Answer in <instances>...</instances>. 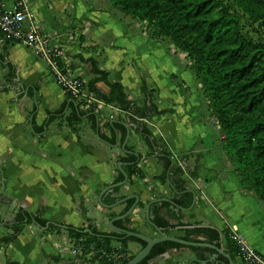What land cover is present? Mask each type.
Here are the masks:
<instances>
[{
	"label": "crops",
	"instance_id": "1",
	"mask_svg": "<svg viewBox=\"0 0 264 264\" xmlns=\"http://www.w3.org/2000/svg\"><path fill=\"white\" fill-rule=\"evenodd\" d=\"M3 1L6 7H11L9 0ZM26 3L39 29L64 50L66 66L86 84L94 77L90 62L94 60L108 74L106 79L95 83L100 92L107 93L111 83L118 81L127 98L141 105L144 102L141 81L151 90L160 113L145 123L157 144L165 146L173 160L181 162L179 165L184 164V186L196 195L192 208L170 204L160 209L159 215L169 224H176L177 216H181L184 223L197 222L219 231L234 230L264 255V204L253 190L242 187L223 147L210 102L185 53L167 37L152 38L146 20L120 11L109 0H26ZM0 50L7 53V60L15 67V80L22 89L37 86L31 97L28 93L19 97L22 91L16 88L0 92L4 200H15L18 207L38 212L54 223L81 228L91 222L100 232L113 231L108 224L110 216L120 214L125 202L107 208L97 198L118 176V158L124 155L122 145L110 146L102 141L85 119L72 127L58 118L48 122L46 111L57 110L67 94L58 86L44 60L29 47L8 41L0 34ZM6 73L7 69L0 65V86L5 84ZM34 106V121L37 127H44L43 137L32 133V116L28 117V113ZM100 109V125L124 117V112L114 104L102 105ZM68 112L67 109L65 115ZM109 115L113 119H108ZM129 130L126 145L140 154L137 166L143 175H132L130 181L109 194L116 198L136 195L138 205L129 214L126 225L146 236L158 237L146 220V207L151 201L173 202L178 196L168 182L157 179L163 171L158 154L149 150L134 126ZM104 131L110 136L109 130ZM116 135L119 137L120 133ZM6 211L7 206L0 204V238L10 232ZM180 234L177 230L171 233ZM71 238L62 228L43 230L33 223L25 224L12 241L0 242V264H98L91 259L59 254V246ZM219 242L213 245L221 247L224 255L200 246L170 248L152 263L229 264L228 256L230 264H242L222 235ZM126 246L130 255L141 249L135 241H128Z\"/></svg>",
	"mask_w": 264,
	"mask_h": 264
},
{
	"label": "trees",
	"instance_id": "2",
	"mask_svg": "<svg viewBox=\"0 0 264 264\" xmlns=\"http://www.w3.org/2000/svg\"><path fill=\"white\" fill-rule=\"evenodd\" d=\"M120 11L137 16L147 21L149 34L152 38L167 37L175 47L183 51L190 59L197 77L200 79L206 96L210 102L214 115L222 134V144L233 162L235 172L240 179L242 187L253 190L264 204V41L255 39L243 31V27L235 14V9L247 15L248 20L258 23L264 28V0H109ZM91 78L87 84L98 98L108 104L118 106L123 112V118L113 119L100 125L98 114L91 110H83L72 98H67L57 110L46 111L48 122L58 118L64 120L72 127L83 119L90 123L91 128L98 137L110 146L122 145L126 136L123 123L128 122L134 126L135 131L145 141L150 151L156 152L163 163V171L157 176L161 182H168L178 198L173 202L181 209L190 207L193 193L184 186V164L179 165L173 160L165 146L157 144L145 120L160 113L153 102V95L144 80L140 83V91L144 102L138 105L129 100L122 85L118 81L111 83L107 93L100 92L95 83L107 78V72L100 70L94 60ZM0 65L7 69L4 76L5 84L0 86V92L15 88L16 69L7 60V53L0 50ZM36 85L28 86L27 93L33 96ZM22 92L19 97L22 96ZM69 112L65 115V111ZM36 106L33 107L28 117L32 116V133L43 137L44 127H37L34 121ZM104 129L110 131V136ZM120 136L117 137L116 133ZM159 148V150L157 149ZM124 155L118 162L124 163L123 169L130 181L132 175L142 176L137 163L140 154H134L132 146L124 145ZM194 176L195 172L191 171ZM122 174L113 183L121 181ZM119 187H115L111 193ZM110 193V194H111ZM110 194L102 196V202L110 205L121 198L111 197ZM134 199L125 201V208L118 215L124 214L133 204ZM169 200H155L149 202L150 221L162 232L171 235L174 230L180 231L177 237L193 242L205 241L220 244L221 235L226 242L235 248L230 240L229 231H219L212 226L199 225V223H184L181 216H177L176 224H169L160 215V209L169 207ZM118 215H111L110 219ZM129 217L114 221L118 228L133 230L126 224ZM33 223L38 227L49 226L46 230L60 231L61 227L41 217L38 212L32 213L21 207L16 208L12 222L6 223L10 232L0 238L1 243H9L21 231L25 224ZM65 225V224H61ZM64 230L69 236L77 238L84 236L87 242L94 243L97 247L110 248L114 242L127 249L128 241H135L140 247L145 242L134 237H125L117 231L100 232L91 222L86 227L65 225ZM89 233H84V229ZM185 247L172 241H162L155 244L148 255L138 264H153V259L163 254L170 248ZM196 249L198 247H190ZM119 262L123 264L129 260ZM98 264H110L103 259L95 260Z\"/></svg>",
	"mask_w": 264,
	"mask_h": 264
},
{
	"label": "built area",
	"instance_id": "3",
	"mask_svg": "<svg viewBox=\"0 0 264 264\" xmlns=\"http://www.w3.org/2000/svg\"><path fill=\"white\" fill-rule=\"evenodd\" d=\"M9 1L12 4L8 8L4 1L0 0L2 37L29 47L36 56L44 60L58 86L79 104L80 108L96 112L99 116L100 107L108 103L98 98L79 76L69 70L64 50L39 29L26 0ZM108 119H113V116L109 115ZM229 237L242 264H264V255L250 246L236 231L230 230ZM58 252L63 257L103 259L110 264L123 262L130 255L120 244H113L110 248L97 247L94 243L87 242L84 236L69 239L66 244L59 246Z\"/></svg>",
	"mask_w": 264,
	"mask_h": 264
},
{
	"label": "water",
	"instance_id": "4",
	"mask_svg": "<svg viewBox=\"0 0 264 264\" xmlns=\"http://www.w3.org/2000/svg\"><path fill=\"white\" fill-rule=\"evenodd\" d=\"M15 88L18 91H22L23 94L27 93V89L26 88L22 89V87L20 86L19 83H18V85ZM111 121H113V120H111ZM123 125L126 128V136H125L124 142H123V144L121 146L122 149L124 148V145L126 144V142L128 140V137H129V133H130L129 127L133 126L132 124H130L128 122H124ZM157 149L159 150V148H157ZM134 154H136V153H134ZM123 165H124L123 162H121V161L117 162V168H118L119 172L122 174L123 179L121 181H118V182H115V183H111V184L105 186L104 189L98 194V198H97L99 204L101 206H104V207H107V208L114 207L116 205H119V204L127 201L128 199L134 198L133 204L129 207V209L124 214L118 215L116 217L111 218L109 220V223H108L109 227L112 230L120 232V233H123L125 237H134V238L142 240V241H144L146 243L144 247H142L136 254L132 255V257L129 260H127L125 263H123V264H138L141 260H143L148 255V253L150 252V250L152 249V247L155 244H157L159 242H162V241H172V242L178 243L180 245H183L185 247H193V246L207 247V248H211V249L215 250L217 253H221V254L224 255V251L221 249V247H217V246H215V245H213L211 243H208V242H193V241H189V240H184V239H181V238H179L177 236L167 235L164 232H162L160 230V228H158L156 225H154L150 221L149 204L146 207V220L156 230V232L158 233V237H149V236H146L145 234L137 232V231L127 230V229H122V228L116 227L113 224L114 221H116L118 219H124L125 217L129 216V214L138 205V198H137L136 195L125 196L122 199H120V200H118V201H116V202H114L113 204H110V205L104 204L102 202V196L103 195H107V194L111 193L115 187H119V186L123 185L127 181L128 177H127V174L125 173V171L123 169ZM4 185H5V176L3 174L2 169H0V204H3V205L7 206L5 220L7 222H9V224H11L14 211H15V209L18 206H17V202L15 200H10L8 202L4 200V198H3ZM195 201H196V195L193 194L191 205H190L189 208H187V210L193 207ZM170 202H171V204L173 206L177 207V205L174 202H172V201H170ZM52 223L54 225H56V226H60L62 229L66 228L65 225H61L59 223H54V222H52ZM48 226H49V223H47L46 226L40 227V228L43 229V230H46L48 228ZM83 232L84 233H89L90 231H89V229L86 228V229L83 230ZM164 254H166V252H164L162 255H164ZM214 258H215V256H214ZM227 259L229 260V264H230L231 263L230 257L227 256ZM192 260H194V259H192ZM215 264H224V263H222L221 261H216Z\"/></svg>",
	"mask_w": 264,
	"mask_h": 264
},
{
	"label": "rangeland",
	"instance_id": "5",
	"mask_svg": "<svg viewBox=\"0 0 264 264\" xmlns=\"http://www.w3.org/2000/svg\"><path fill=\"white\" fill-rule=\"evenodd\" d=\"M235 14L238 17L244 32H246L249 36H252L255 39H260L264 41L263 27H260L258 23H253L249 21L247 15L243 14V12L238 9H235Z\"/></svg>",
	"mask_w": 264,
	"mask_h": 264
}]
</instances>
